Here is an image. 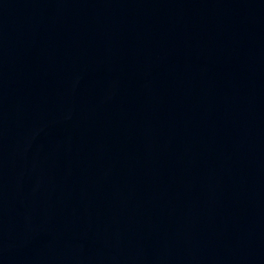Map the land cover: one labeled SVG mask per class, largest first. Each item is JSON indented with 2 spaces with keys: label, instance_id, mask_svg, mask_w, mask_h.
I'll use <instances>...</instances> for the list:
<instances>
[{
  "label": "water",
  "instance_id": "1",
  "mask_svg": "<svg viewBox=\"0 0 264 264\" xmlns=\"http://www.w3.org/2000/svg\"><path fill=\"white\" fill-rule=\"evenodd\" d=\"M0 264H264V0H0Z\"/></svg>",
  "mask_w": 264,
  "mask_h": 264
}]
</instances>
